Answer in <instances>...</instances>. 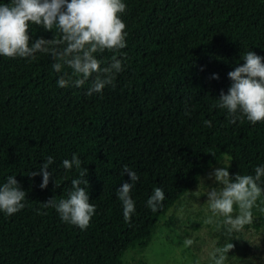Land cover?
I'll use <instances>...</instances> for the list:
<instances>
[{
  "label": "trees",
  "instance_id": "16d2710c",
  "mask_svg": "<svg viewBox=\"0 0 264 264\" xmlns=\"http://www.w3.org/2000/svg\"><path fill=\"white\" fill-rule=\"evenodd\" d=\"M122 2L126 47L97 58L105 67L116 55L123 71L101 93L87 95L95 74L80 88H60L49 54L0 55V186L13 175L26 192L22 210L0 212V264H123L128 251L147 247L161 216L211 168L230 165L234 177L254 175L264 165V121L240 117L233 124L217 106L221 91L227 94L231 86L228 73L244 63L241 57L253 51L264 58V0ZM29 35L30 43L41 36L61 38L55 26L45 31L35 24ZM62 72L72 70L65 66ZM73 154L88 169L86 191L95 206L85 230L42 204L67 198L79 170H65L62 162ZM48 156L54 158L48 168L53 175L42 189V175L30 174ZM125 165L139 176L130 193L135 211L129 222L117 196L123 183H131ZM157 187L165 199L153 212L146 202ZM252 214L245 226L263 229L264 192ZM218 227L216 249L228 243L235 249L234 233ZM225 255L224 262L234 252Z\"/></svg>",
  "mask_w": 264,
  "mask_h": 264
},
{
  "label": "clouds",
  "instance_id": "9594fccd",
  "mask_svg": "<svg viewBox=\"0 0 264 264\" xmlns=\"http://www.w3.org/2000/svg\"><path fill=\"white\" fill-rule=\"evenodd\" d=\"M125 10L126 4L122 0H10L8 4H0V55L35 59L38 53L49 54L56 61L52 67L60 74L57 80L60 88H80L95 74L87 95L101 93L105 86L113 85L117 74L123 71L122 59H117L116 55L112 56L110 64L101 67L102 61L97 54L105 50L119 52L126 47V24L120 18ZM30 24L42 26L45 31H51L55 26L61 38L45 39L41 36L30 43ZM241 59L244 63L228 73L232 83L227 94L221 91L217 106L227 110L233 124L240 117L255 124L264 121V58L247 51ZM65 66L72 70L71 74L62 72ZM213 78L219 79L216 74ZM185 115H190L187 109ZM204 125L213 126L211 120H205ZM53 163L54 158L48 156L39 170L30 174L32 177L42 175V189L47 188L53 175L48 171ZM62 166L65 170L75 166L79 170L78 178L72 179L67 198L57 201L54 196L42 204L45 208L55 209L63 222L85 230L95 213V206L89 202L86 191L88 169L82 167L76 154L71 160H63ZM229 167L223 165L209 173L208 179H212L216 186L208 189L206 195L212 214L223 217L225 231L231 236L253 221L252 209L264 192L260 186L264 165L255 167L254 175L238 173L234 177L230 176ZM125 173L129 174L131 183H123L117 196L122 202L124 220L129 222L135 211V201L130 193L139 176L127 165L123 168V175ZM25 198L26 192L15 176L9 175L0 186V212L9 216L19 212L25 207ZM164 199L163 189L157 187L146 206L155 212ZM234 206L239 210L236 215H233ZM211 222V218L206 221ZM184 243L190 246L192 240L186 239ZM232 248V243L217 248L213 254L215 264H224L225 254Z\"/></svg>",
  "mask_w": 264,
  "mask_h": 264
},
{
  "label": "rangeland",
  "instance_id": "374dc122",
  "mask_svg": "<svg viewBox=\"0 0 264 264\" xmlns=\"http://www.w3.org/2000/svg\"><path fill=\"white\" fill-rule=\"evenodd\" d=\"M218 167L211 168L194 189L161 216L147 247L128 251L123 264H215L213 254L221 235L218 223H222L223 217L212 214L206 192L216 186L208 175ZM234 208L236 215L239 210ZM209 218L212 222L206 223ZM169 220L171 224L166 225ZM234 238L236 248L229 251L234 255L224 264H264V228L256 231L251 225L244 226L234 232ZM186 239L192 240L190 246H185Z\"/></svg>",
  "mask_w": 264,
  "mask_h": 264
}]
</instances>
